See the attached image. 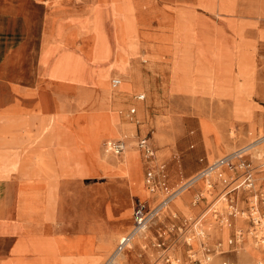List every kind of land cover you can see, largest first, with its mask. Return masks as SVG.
<instances>
[{
    "label": "rangeland",
    "instance_id": "obj_1",
    "mask_svg": "<svg viewBox=\"0 0 264 264\" xmlns=\"http://www.w3.org/2000/svg\"><path fill=\"white\" fill-rule=\"evenodd\" d=\"M34 2L0 0V264H102L152 195L142 136L169 191L254 144L252 187L202 177L117 264H264V0H40L39 32ZM110 139L137 154H105Z\"/></svg>",
    "mask_w": 264,
    "mask_h": 264
},
{
    "label": "built area",
    "instance_id": "obj_2",
    "mask_svg": "<svg viewBox=\"0 0 264 264\" xmlns=\"http://www.w3.org/2000/svg\"><path fill=\"white\" fill-rule=\"evenodd\" d=\"M119 84L118 78H112L111 85L113 87ZM144 95L139 93L136 95V98L142 99ZM131 112L134 109H130ZM105 147L114 154L122 153L124 149V141L122 139L116 140H108L105 142ZM137 147L143 153L146 161H152V157L154 155L153 148L147 136H142L137 140ZM241 152L240 149L230 152L224 156H221L211 163H208L203 169H201L196 176L199 177H208L213 172L217 171L221 167H228L229 169H243L244 179L243 183L246 187H252V178L249 172V169L246 167L244 162L241 160ZM193 179L186 181L185 183L181 184L176 189L169 191L166 185V181L161 176L159 172H155L151 168H148L145 172V183L147 188L151 192H160L158 197H155L154 204H150L146 200H139L137 199L133 206L132 211V228L131 230L126 233L125 235L121 236L111 253L108 255L106 260L102 264H114L117 256L124 250L128 242L133 238V236L140 231H144L147 229L150 224L161 214L164 208L170 203L172 198L178 193L180 190L189 186ZM249 211V218L255 223H258L260 220L259 214L252 206ZM161 236V235H160ZM158 245L163 247L164 243L162 241L158 242ZM166 249H164L165 251ZM164 262L166 264H172L169 256L166 255L164 257Z\"/></svg>",
    "mask_w": 264,
    "mask_h": 264
},
{
    "label": "bare ground",
    "instance_id": "obj_3",
    "mask_svg": "<svg viewBox=\"0 0 264 264\" xmlns=\"http://www.w3.org/2000/svg\"><path fill=\"white\" fill-rule=\"evenodd\" d=\"M113 118H110V117H103L102 118V120L96 125V126H94V128H93V130H94V134H93V137H92V144H91V148H92V152L94 153V155L96 156V154H97V152H98V150H99V147H100V142H101V138H103L104 136H106V135H108V134H110V133H112L113 131H114V126H113ZM110 140H112V139H110ZM123 141H124V149H123V151H122V153H120V154H116V155H121V156H119V157H114V158H116V159H121L122 158V156H123V154H124V152H125V154H131V153H136L137 154V152L135 151V149H134V147H128V141L126 142L124 139H122ZM253 145L254 144H252V145H250V146H248V145H246L245 147H242V148H240V151H245V150H248V149H250V148H252L253 147ZM248 146V147H247ZM127 148V149H126ZM126 150V151H125ZM238 150V149H237ZM236 151V150H235ZM104 152H105V154H107V155H109V156H112V154H111V152L105 147V145H104ZM113 157V156H112ZM125 162H126V166H127V168H128V163H127V161L125 160ZM197 174V173H196ZM196 174L194 175V176H192V177H190V178H188V179H186V180H184L182 183H184V182H186V181H188V180H191V179H193L192 180V182L189 184V186H187L186 188H184V189H182V190H180L178 193H176L175 194V196L172 198V200L177 196V195H180L184 190H186L187 188H189V187H191V186H193L199 179H201L202 177H199V176H196ZM212 174H216L220 179H221V181H222V179H223V175H227L226 173H225V168L224 167H221V168H219L217 171H215V172H213ZM211 174V175H212ZM231 179H233V178H231ZM211 183V182H210ZM210 183H209V185H210ZM151 192V191H150ZM152 193V195L149 197V198H147V199H141V198H139L138 197V199L139 200H146V201H148L150 204H154V202H155V197H153V195L155 194H157L156 192H151ZM154 195V196H155ZM157 197V196H156ZM255 202H257V199H256V196H254V199H253V203H255ZM170 210H169V205L168 206H166V208L165 209H163V214L165 215L166 214V212H169ZM201 218V217H200ZM200 231H202L203 232V229H200ZM200 231H198V233H202V232H200ZM144 232H145V237H144V239H146V235H147V229H145L144 230ZM256 231H251V234H253V233H255ZM142 234V231H140V232H137L133 237H135L136 235H141ZM256 236V235H255ZM133 239V238H132ZM188 239H189V237H188ZM132 245V244H131ZM131 247V246H130ZM123 253V252H122ZM122 253H120L119 254V256L121 257V258H123V256H124V253L122 254ZM117 258H118V256H117ZM117 258H116V260H115V262H114V264H117ZM206 260H209V257L208 256H206ZM161 263V262H160Z\"/></svg>",
    "mask_w": 264,
    "mask_h": 264
},
{
    "label": "crops",
    "instance_id": "obj_4",
    "mask_svg": "<svg viewBox=\"0 0 264 264\" xmlns=\"http://www.w3.org/2000/svg\"><path fill=\"white\" fill-rule=\"evenodd\" d=\"M35 2H34V5L32 6V9L35 11V14H36V17H37V22H38V32H39V25H40V27H41V24H42V15H43V11H44V5L43 4H41L40 3V0H34ZM38 37H39V35H38V33H37V37H35L33 40H32V44H34V46H35V48L37 47V44H38V41H39V39H38ZM143 94V93H142ZM144 95V94H143ZM60 98H61V96H60ZM144 99V97L142 98V99H138L137 98V100H143ZM133 109H134V111H135V108L134 107H132ZM132 108H130V109H132ZM133 111V112H134ZM131 112V111H130ZM133 112H131V113H133ZM117 114H115L113 111H108V112H105V114H104V116L105 117H110V118H113L114 119V117L116 116ZM140 138V137H139ZM138 138V139H139ZM137 139V140H138ZM148 139H150L149 137H148ZM116 140V139H115ZM149 142H150V140H149ZM151 143V142H150ZM136 145H137V143H136ZM151 145H152V143H151ZM38 148L40 149V147L38 146ZM138 148V147H137ZM153 148V147H152ZM39 149H37V150H39ZM41 149H42V147H41ZM139 149V148H138ZM144 166H145V168H144V181H143V191H141L140 193H142V194H146L147 193V185H146V183H144L145 182V172H146V170L148 169V168H151L152 170H154L155 172H159L160 173V170L158 169V167H157V165L155 164V163H153V160L152 161H146V159H145V164H144ZM235 172H237L238 173V175H234L232 172L229 174V175H223L224 177H223V179H222V183H226V181H227V178H225V177H228L229 178V176L230 177H232L233 179H231L230 178V182L232 181V180H235V179H237V180H239V178H240V180L243 178L244 179V174H243V169H235ZM241 175H243V176H241ZM162 176V175H161ZM163 178H164V175L162 176ZM242 177V178H241ZM165 180V179H164ZM236 181V180H235ZM125 184V183H124ZM127 191H128V189H127ZM128 195H130L131 196V194L129 193V191H128ZM127 199H128V196H127ZM126 204H129V199H128V201H127V203ZM125 205V204H124ZM134 206V205H133ZM128 209H130V208H128ZM132 209V211H133V207L131 208ZM127 211L125 210L123 213H122V215L120 216V218H118V219H121L124 215H125V213H126ZM132 218V217H131ZM127 221V220H126ZM126 221H123V222H120L119 223V230H121L120 231V233L121 232H123L124 230H126L128 227H129V224H127L126 223ZM133 221V220H132ZM132 225V224H131ZM126 232L127 231H125V232H123L118 238H117V240H116V242H115V245H114V248H115V246H116V244H117V242H118V239L121 237V236H123V235H125L126 234Z\"/></svg>",
    "mask_w": 264,
    "mask_h": 264
}]
</instances>
